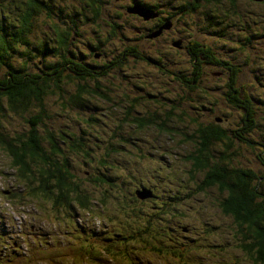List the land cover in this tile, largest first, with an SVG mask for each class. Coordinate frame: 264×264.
<instances>
[{
	"label": "rangeland",
	"instance_id": "1",
	"mask_svg": "<svg viewBox=\"0 0 264 264\" xmlns=\"http://www.w3.org/2000/svg\"><path fill=\"white\" fill-rule=\"evenodd\" d=\"M48 4L49 7L40 10L41 14L46 15V19L43 16L40 27L37 30L32 29V36H29L27 40L24 39L23 35H20L18 42L29 45L35 43V40L47 37L48 29H50L47 19L54 25L51 27L52 29L55 28V25H60L56 19H62L64 22L75 19L79 24L82 19L76 18L75 15L81 12L85 19L92 18L94 21H100L99 26H101L102 34L99 36L101 38L107 37V30H113V25L116 23L117 31L124 33L127 42L140 49L141 56L134 57L128 51L122 67L115 71L109 63L102 68L101 66L95 67V70L113 71L101 80V86L106 89L104 97L108 100L107 102L103 98L99 101L103 91H96L93 81H87V83L84 79L73 77L75 91H81L80 94L85 95L84 98L76 99L71 104L69 102L72 100L66 98V105L59 106V109L53 108V103L50 105L48 101L44 106H41L42 111L38 107H34L36 112L43 113L41 120L37 118L35 111H26L17 119L8 116L3 121L2 130L8 133L36 134L43 130V126L47 128L45 130L47 134L62 133L69 140H60V145L70 153L75 147L72 136L69 137L67 134L81 135V142L85 149L77 147L75 154L73 153L71 157L72 162L77 165L79 170L81 169L83 175L105 174L109 177L108 180L104 181L91 179L85 182L87 189L94 197H98L102 193V189L112 192L105 198L103 205L91 206L93 212L89 215L86 214L84 221L80 217L81 214H71L65 210L51 208L48 206L47 200H36L39 206L37 214L41 216L40 218L35 216L30 208L15 209V215L11 210L10 218L12 220L8 215L3 219L5 230L0 232V241L6 232H11L20 246L25 248L27 243L22 242L21 229L18 227V224L21 226L22 223L28 227V232L32 233L34 230L42 241L45 240L43 244L54 241L60 243L56 252L53 253L54 259L52 261L33 259L28 264H145L146 260L142 258L136 256H130L133 259L127 258L124 245L111 242L112 238L106 234L107 230L111 227H128L127 229H130L146 220L151 221L158 233L159 227L163 224L173 227L182 225L181 231L167 230L162 235L164 241L171 244L179 240L191 239L195 235L196 227H202L207 220H210L207 210L210 206L215 205L214 195L217 194L213 185L206 186L204 190L198 193H196L197 186L193 185L195 189H191L190 195L184 197L181 207V212L186 216L176 213V205L167 202L171 198L173 190L184 189L183 178L185 177L181 176L180 173L185 174V163L180 161L181 155L175 150H173L172 159H164L163 151L165 149L163 145L166 144V137H168L166 129L161 131L157 125H151L148 131H144L143 128L141 131L131 130L133 124L129 125L130 129L123 125L126 129L124 134L130 140L129 144L124 145L121 141H113L119 138L117 134L113 135V130H117V117L119 120L125 121L129 117L135 118V116L142 117L145 115L141 111L135 110L134 106L136 105L132 102L129 104V96L134 101L145 105L150 111H153L155 106L166 104L170 100L171 104L165 109L170 106L173 111L185 110L187 114H190L191 112L180 101L178 92L181 90L194 91L196 99L188 103V106L193 109L192 112L197 117L202 116L204 120L215 121L220 126V131L229 137L228 141L232 142L233 149L238 152L235 157L236 167L249 169L254 176L250 180L252 186L254 187L256 182V188H259L263 193L264 84L260 83L264 82V0H188V12L180 4L161 3L158 10H153L149 0H142L141 2L105 0V3L99 2L101 12L92 13V16L82 10L79 7V2L75 0H50ZM8 6L10 4L5 5L3 0H0L1 11H3L2 8L5 9ZM228 7L237 11L234 16L229 15ZM116 11L120 17L112 16V13ZM155 13L156 15L153 16ZM150 17H153V22L152 19L147 21ZM162 18L165 20L160 22ZM159 25L162 26L159 27ZM102 26L105 27V30ZM83 27L87 34H92V30H96L94 25L90 26L86 23ZM79 28L82 31L80 24ZM4 29L5 24L3 23L0 25V36L5 38V33L8 34L11 31L5 32ZM237 31L239 35H235ZM72 35V40L78 39L73 33ZM72 43L69 42L68 52ZM6 45L8 46V53L0 52L3 57L9 56L11 62H13L12 58L15 55H23L21 59L26 72H20L19 76L27 77L31 74H43L45 72L36 66L45 61L48 52L46 42L41 45L34 44L27 50L19 47L21 45H13L12 40L9 43L6 42ZM90 47L98 53L101 52L96 49L95 44H91ZM71 50L75 55L82 54L79 56L89 54V51L84 47L81 49L79 44L72 46ZM118 50L122 51L121 47ZM98 53L95 55L99 56ZM69 55L78 57L70 53ZM48 58L51 61L53 55ZM209 59H212L214 64L209 63L208 61H211ZM63 62L60 59L53 63L56 71L59 65L65 64ZM90 62L94 65L91 60ZM81 63L89 69V72L91 71V64H87L85 61H81ZM2 69H5L4 65H2ZM177 69H181V71ZM185 69L205 72V83H202L201 79H193L196 74L188 76V78H192L188 82V79L179 73L185 72ZM220 71L228 72V76L244 87L240 88L234 84L237 98L242 96V99H247V95H252V107L251 104H247L248 113L242 116L239 124L233 123L231 118L226 119L223 115L229 110L226 102L228 97L223 98L221 93L223 90L220 92L214 88L215 84L222 78ZM161 72L170 73L173 77L170 76L166 82L164 79L167 77L163 78ZM132 73L140 74V77ZM84 75L85 73L82 76L84 77ZM186 81L187 83H185ZM110 86H115L120 95L114 93L115 91L110 92ZM83 91H86L87 94ZM56 93H61V91H56ZM201 93L210 95L212 99L207 102L206 99L202 98ZM125 94L129 96H124ZM253 95L257 96V99ZM95 100L99 102H95ZM117 102L132 106L131 113L125 111L123 106L113 108L112 104H117ZM250 108L256 112L253 114V118L258 123V128H255L254 131L248 130L239 136L237 133L242 132L240 127L250 128L253 125V118L249 115ZM216 115H220V119L215 120ZM46 119L48 120L47 123L45 122ZM167 124V128L173 125L179 127L176 123L167 122ZM107 141H113L117 144L115 151H112L114 145L108 144ZM106 145L107 148L105 149ZM9 164V157L3 150H0V169L6 171L4 178L1 179L2 186L12 188L17 186V181L11 176V171L14 169L9 167ZM171 168L176 176L174 178L166 174ZM156 170H161L162 176L156 173ZM112 174L118 176L113 180ZM196 177L199 183L204 182L201 174L196 175ZM133 187L137 188L136 190L145 187L150 189L151 194L144 198H131L129 205L123 204L122 198L118 196L117 192L120 190L121 194L130 196L128 190ZM252 198L257 205L262 200L259 196H255V198L252 196ZM207 202H211L210 206H207ZM132 207L133 209H131ZM165 210H169L171 213L162 215L161 213ZM224 215V218L229 216L223 220L221 230L227 237L230 236L233 247L230 249L231 254L225 250L222 252L215 251L214 254L219 255L224 260V264H256L257 251L254 250V253L250 254L235 245L234 233L229 230L231 227L233 231H242L241 227H244L248 231L250 226H241L240 224L236 227L234 221L239 215L235 212ZM11 224L13 227H10ZM29 226L31 227L29 228ZM83 226L86 228L84 231ZM217 234L219 233H211L212 236ZM92 237L94 238L92 239ZM35 243L38 244L37 241ZM35 243L33 242L31 247L35 246ZM106 247L110 249L109 252ZM196 247L202 248L203 246L200 244ZM256 247L259 245L253 246V249ZM29 249H25V251ZM73 253L78 255L80 259H73ZM191 254L195 263L185 262L184 264H215L210 259H204L205 252L201 250H193ZM35 256L37 257L39 254L35 252Z\"/></svg>",
	"mask_w": 264,
	"mask_h": 264
},
{
	"label": "trees",
	"instance_id": "2",
	"mask_svg": "<svg viewBox=\"0 0 264 264\" xmlns=\"http://www.w3.org/2000/svg\"><path fill=\"white\" fill-rule=\"evenodd\" d=\"M49 1L50 0H3L5 5L10 4V6L5 9L2 8L3 11L0 10V25L3 23L5 24V32L8 30L11 31L8 34L5 33V38L0 36L1 52L8 53L6 42L9 43L10 40H12L13 45H21L19 47L26 50L29 47H33L34 44L41 45L43 42H46L48 45L45 61L41 65L36 66V68L42 69L45 72H43V74H31L27 77L19 76L20 72H26L23 67V60L21 59L23 55H15L12 58L13 62H11L9 56L3 57L0 52V150H3L9 157L10 164L8 166L14 169L11 171V176L17 181V186L12 188L3 187L1 179L4 178V173H6V171L0 169V232H4L3 219L14 206L31 207L34 211H38L39 206L36 200H47L48 206L55 210H65L71 214L88 212L89 215L93 212L91 206L97 204L103 205V203H105V198L112 192L102 189V193L98 197H94L87 189L85 182L91 179L93 181H104L108 180L109 177L105 174H93L91 176L89 174L83 175L81 169L79 170L77 165L72 162L71 157L73 153L75 154L76 148L81 147L83 150L85 149L84 144L81 142V135L67 134L69 137L72 136L75 147L73 152L70 153L60 145V140H69V138L65 137L62 133L53 132L47 134L45 133V130H47L45 126H43V130L36 134H24L21 132L8 133L2 130L3 121L7 119L8 116L17 119L26 111H35L34 107H38L42 111L41 106H44L47 101L50 105L53 103V108L59 109V106L66 105V98L67 100H72L69 102L70 104L76 99L84 98L85 95L80 94L81 91H75L73 77L76 79H84L85 82L93 81L95 83L94 89L98 92L103 91L99 101L104 99L107 102L108 100L104 97L106 89L101 86V80L104 76L122 67L127 53L131 52L134 57L141 56L140 49L136 45L127 42V37L124 33L117 31L116 23L113 25V30H107V37L101 38L99 36V34H102L100 29L101 26H99L100 21H94L92 18L85 19L81 12L76 14L75 17L82 19V21H79L82 31H80L79 24L75 19H73L75 24L73 20L64 22L62 19H56L60 25H55L54 29L51 28L54 27L52 22L47 19L46 21L49 23L50 27L47 37L35 40V43H30L29 45L24 42H18L20 35H23L24 39L27 40L29 36H32V29L37 30L40 27L43 16L44 19H46V15L41 14L40 10L49 7ZM75 1L79 2V7L90 16H92V13L101 12V9H99V2L105 3V0ZM135 1L141 2L142 0ZM149 2L153 10H158L161 3H164L173 5L180 4V6L188 12V0H159L158 2L157 0H149ZM227 11L230 16H234L237 12L230 7L227 8ZM112 16L120 17L117 11L112 13ZM151 19L153 22V17L148 18L147 21H151ZM163 20L165 19L162 18L160 22ZM85 23L90 26L94 25L96 30H92V34H87L83 27ZM61 26H63V28H61ZM161 26L162 25H159V27ZM103 28L105 30V27ZM70 31L78 39L72 40L73 35ZM44 34L46 35V32H44ZM235 35H239L238 31L235 32ZM70 41L73 42L71 47L79 44L81 49L84 47L89 51V54L87 56H79L82 54L75 55L71 47L68 52L67 47ZM91 44H95L96 49L101 52L98 53L92 50L90 47ZM120 47L122 51L118 50ZM69 53L78 57L70 56ZM96 53H98L99 56H96ZM50 55H53L51 61L48 58ZM59 58L62 59L65 64L63 66L59 65L56 71L53 63L59 61ZM212 59H209L211 61L208 62L214 64ZM90 60L94 65L91 64ZM81 61L91 64L90 72ZM107 63L114 69L113 71L103 69L95 70V67L99 68L101 66L102 68V66L104 67ZM2 65H4L5 69H2ZM177 70L181 71V69ZM182 72L179 73L185 76L188 82L192 79L190 77L188 78V76L196 74L193 79H201V82L205 83V72H198L195 69H185V72H183L184 74ZM84 73L85 75L83 77L82 75ZM133 75H138V77H140V74ZM220 75L222 78L215 84L214 88L220 92L223 90L221 92L223 98L225 96L228 97L226 102L229 110L224 112L223 115L226 119L231 118L233 123L239 124L242 116L248 113L249 107L247 104H251L252 107V95H247V99H242V96L241 98H237L235 96V85H238L240 88L244 87L240 85L238 81L228 76V72L220 71ZM161 76L163 78L167 77L164 79L166 82L170 76L173 77L172 74L165 72H161ZM16 79L24 81H17ZM185 83H187V81ZM260 84H264V82ZM95 90L94 92L97 94ZM56 91H61V93H56ZM112 91L120 95L115 86H110V92ZM83 92L87 94L86 91ZM201 95L207 102L212 99L208 94L201 93ZM124 96L129 95L125 94ZM253 96L257 99V96ZM178 97L186 106V109L191 112L190 114H187L185 110L173 111L170 106L165 109V107L171 104L170 100L166 104H157L158 106H155L153 111H150L147 110L145 105L134 101L131 96H129V104L132 102V104L136 105L134 109L141 111L145 115L142 117L135 116V118L129 117L125 121L119 120L117 117V130H113V135L117 134L119 138L113 141H121L124 145L129 144L130 140L124 134L126 129L123 125L130 129L131 127H129V125L133 124L134 126L131 130L137 129L141 131L142 128L144 131H148L151 125H157L161 131L166 129L168 137H166V144L163 145L165 149L163 151V157L166 160L172 159V155L174 154L173 150H175L181 155L180 161L185 163L184 170L187 175L186 176L182 172L180 173L181 176L185 177L183 178L184 189L173 190L171 198L167 202L176 205V213L185 215L181 212L182 203L184 197L190 195L191 189H195L193 185L197 186L196 193L204 190L206 186L213 185L215 186L214 188L217 194L214 195L216 201L215 205L210 206L211 202H207V206H210L207 210V213L210 215V220H207L204 226L197 227L194 230L195 235L191 237V239L179 240L171 244H167L162 235L167 232V230L179 232L183 229L182 225L173 227L163 224V226L159 227L158 233L151 221L146 220L130 229H127L128 227H111L107 230L106 234L112 238L111 242H118L124 245V252L127 258L136 256L146 260L145 264L195 263V259L191 254L193 250H201L211 256L215 251H219L218 249L227 247L228 245L226 242L231 245L233 244L230 236L228 238H220L219 235L221 233L220 227L223 220L227 219L229 216L224 218L223 215L225 213L235 212L239 215L234 221L236 227L240 224L241 226H250L248 231H246L244 227H241L242 231H233L231 227H229V230L234 233V238L236 240L235 245L248 251L250 254H253L254 250L257 251L255 258L256 264H264V191L262 193L259 188H256V182V185H254V187L252 186L250 180L253 179L254 176L249 169L236 167L235 157L238 152L233 149L232 142L228 141L229 137L220 131V126H218L215 121L204 120L202 116L197 117V115L192 112L193 109L191 106H188V103L195 101L196 97L194 91L190 90L188 92L187 90H181L178 92ZM99 101L95 100V102ZM262 105H260L261 108ZM122 106L125 107V111L131 113L132 106L128 104L118 102L117 104H112L113 108ZM254 113L256 114L255 110L253 111L252 108H250L249 115L252 118ZM36 114L39 120L43 119L42 112H36ZM44 116L47 117L49 115ZM218 119H220V115L215 116V120ZM45 122L47 123L48 120L46 119ZM167 122L170 124L176 123L179 127L173 125L167 128ZM252 122L253 125L250 128L240 127L239 129L242 132L237 134L241 136V134H245L248 130L254 131L255 128H258V123L255 122L254 118ZM113 141L107 142L108 144L114 145L112 151H115L117 144ZM106 148L107 145L105 149ZM155 172L162 176L161 170H156ZM166 174L173 178L176 177L172 168ZM199 174H201L204 182L199 183L197 181L196 175ZM117 176L118 175L115 176L112 174V179L114 180ZM136 189L137 188L133 187L128 190L130 196L121 194L120 190L117 192L118 196L122 198L123 204L129 205L131 198L139 197L135 194ZM5 191L7 194L4 193ZM252 196L254 198L255 196L262 198V200L258 202V205L254 203ZM131 209H133V207ZM168 213H171V211L165 210L161 214L166 215ZM40 217L41 216H39V218ZM83 230H85L84 226ZM216 232L219 234L216 235L217 237L215 236V239L211 233ZM93 238L94 237H92V239ZM189 240L190 242H188ZM222 240L226 242L224 243ZM27 241V246L23 248L20 246L19 242L15 240L11 232H6L5 235L1 237L0 241V264H28V262L33 259L50 261L53 260V253L56 252L57 246L59 245L58 241L43 244L45 240L42 241L41 237L37 236L34 230L29 234V239H27ZM35 241H37L38 244H36ZM33 242L35 246L31 247ZM200 244H202V248L196 247ZM256 245H259V247L253 249V246ZM28 248H30L27 250L29 253L25 251V249ZM106 249L108 252L110 251L108 247H106ZM35 252H37L39 256L36 257ZM72 256L75 260L80 259V257L74 253ZM102 258L105 257L102 256ZM130 259H133V257H130Z\"/></svg>",
	"mask_w": 264,
	"mask_h": 264
},
{
	"label": "water",
	"instance_id": "3",
	"mask_svg": "<svg viewBox=\"0 0 264 264\" xmlns=\"http://www.w3.org/2000/svg\"><path fill=\"white\" fill-rule=\"evenodd\" d=\"M133 6V5H132ZM136 194L140 197V198H144L146 196H150L151 191L150 189H147L145 187H142L138 190H136Z\"/></svg>",
	"mask_w": 264,
	"mask_h": 264
}]
</instances>
